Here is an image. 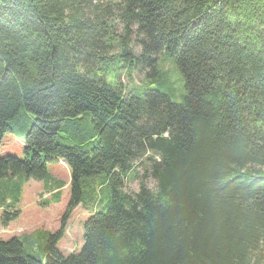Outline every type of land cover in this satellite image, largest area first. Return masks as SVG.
Instances as JSON below:
<instances>
[{
    "label": "trees",
    "instance_id": "trees-1",
    "mask_svg": "<svg viewBox=\"0 0 264 264\" xmlns=\"http://www.w3.org/2000/svg\"><path fill=\"white\" fill-rule=\"evenodd\" d=\"M7 132L23 157L0 156L3 226L47 163L70 181L58 229L0 236V264H264V0H0Z\"/></svg>",
    "mask_w": 264,
    "mask_h": 264
},
{
    "label": "rangeland",
    "instance_id": "rangeland-1",
    "mask_svg": "<svg viewBox=\"0 0 264 264\" xmlns=\"http://www.w3.org/2000/svg\"><path fill=\"white\" fill-rule=\"evenodd\" d=\"M163 68L170 71V76L174 87L176 88V96L174 100L179 101V92L182 90V77L179 69L171 62L165 60ZM121 78L125 83H129V79L124 71H121ZM133 82L140 83L142 73L139 71L132 72ZM23 148L20 141V137L14 133L7 132L4 134L0 144V156L13 155L19 158L23 157ZM48 172L53 171L59 180H63L64 183L70 181L69 170L65 163H47ZM31 184H25L22 187L23 193L20 199V213L7 226H3L1 223L2 210L0 208V236L6 239L8 236L20 235L30 233L33 229L43 228L49 231L58 229L60 225V217L64 211L66 202L69 196V187L67 184L60 189V199L57 201L51 200V194H49L43 184L44 181L33 179ZM144 181L151 186L152 180L150 178H144ZM126 187L131 190H136L139 184L138 179L127 180ZM88 206L90 203L87 204ZM15 207L9 208L10 211ZM90 208L80 204L77 206L66 226V232L64 237L59 242L60 249L65 253L73 250H77L82 242V224L84 220L89 216Z\"/></svg>",
    "mask_w": 264,
    "mask_h": 264
},
{
    "label": "crops",
    "instance_id": "crops-1",
    "mask_svg": "<svg viewBox=\"0 0 264 264\" xmlns=\"http://www.w3.org/2000/svg\"><path fill=\"white\" fill-rule=\"evenodd\" d=\"M58 162H61V163L63 164V161H61V160L55 161V163H58ZM53 163H54V162H53ZM67 169H68V168H67ZM55 175H57V174H54L53 171L49 172L50 180H48V181H46V182L43 183V184L45 185V188L48 187V188H46V190H47V192H48L49 194H51V195H53L55 192H57L58 190H60L61 188H63L66 184H67V186H68V184H69V182L64 183L63 180H59V179H58V176L56 177ZM40 181H41V180H39V182H40ZM17 182H18V181H17ZM32 182H33V181H32L31 179H27V180L25 181V183H24L23 186H25V184H27V185H28V184H31ZM59 183H61V185H62L61 187L58 186ZM22 193H23V190L21 189V191H20V195H22ZM9 201H10V200L7 199V202H9ZM19 205H20V203L16 204V206H14V207H15L16 210L21 211ZM0 208H1V206H0ZM7 238H9V236H8ZM59 247H60V246H59Z\"/></svg>",
    "mask_w": 264,
    "mask_h": 264
}]
</instances>
